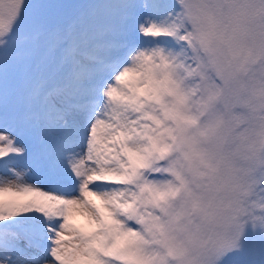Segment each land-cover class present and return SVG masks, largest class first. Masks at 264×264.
<instances>
[{"label": "snow or ice", "instance_id": "obj_1", "mask_svg": "<svg viewBox=\"0 0 264 264\" xmlns=\"http://www.w3.org/2000/svg\"><path fill=\"white\" fill-rule=\"evenodd\" d=\"M0 264H264V0H0Z\"/></svg>", "mask_w": 264, "mask_h": 264}]
</instances>
